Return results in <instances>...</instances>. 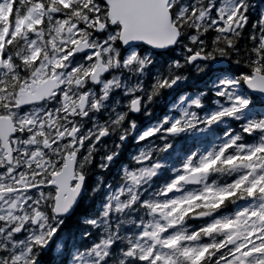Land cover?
<instances>
[{
  "label": "snow or ice",
  "instance_id": "6c2138e0",
  "mask_svg": "<svg viewBox=\"0 0 264 264\" xmlns=\"http://www.w3.org/2000/svg\"><path fill=\"white\" fill-rule=\"evenodd\" d=\"M0 11V264H264V2Z\"/></svg>",
  "mask_w": 264,
  "mask_h": 264
},
{
  "label": "trees",
  "instance_id": "16d2710c",
  "mask_svg": "<svg viewBox=\"0 0 264 264\" xmlns=\"http://www.w3.org/2000/svg\"><path fill=\"white\" fill-rule=\"evenodd\" d=\"M261 2H264V0H261ZM256 15H257V13L254 11V12L252 13V16H251L250 19H255V18H256ZM185 90H186V91H191L192 89L189 87V88H186Z\"/></svg>",
  "mask_w": 264,
  "mask_h": 264
},
{
  "label": "flooded vegetation",
  "instance_id": "af4514ba",
  "mask_svg": "<svg viewBox=\"0 0 264 264\" xmlns=\"http://www.w3.org/2000/svg\"><path fill=\"white\" fill-rule=\"evenodd\" d=\"M0 20H2V19L0 18Z\"/></svg>",
  "mask_w": 264,
  "mask_h": 264
}]
</instances>
